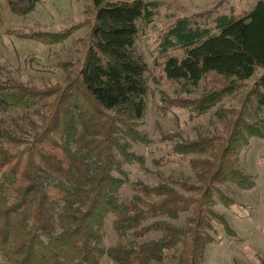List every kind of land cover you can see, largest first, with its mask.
<instances>
[{"label":"trees","instance_id":"obj_1","mask_svg":"<svg viewBox=\"0 0 264 264\" xmlns=\"http://www.w3.org/2000/svg\"><path fill=\"white\" fill-rule=\"evenodd\" d=\"M7 1L16 15L33 11L37 2ZM92 5L83 63L64 87L0 80V264H101L104 259L205 264L213 243L210 222L231 233L213 209L217 200L226 203L216 186L253 187L236 169L237 148L262 137L246 119L264 126L258 119L264 114V74L243 96L239 112H231L234 122L216 112L223 138L173 148L181 157L204 156L189 161L194 185L163 176L154 186L130 182L123 165H143V158L130 152L131 144L147 142L137 130L148 94L147 66L135 52L138 23L150 24L160 4L92 0ZM213 25L179 18L162 43L163 53L184 51L181 59L167 58L163 71L185 93L210 74L229 81L186 107L198 116L232 95L256 69L264 70V0L244 16H218ZM47 36L42 39L47 44L62 38ZM183 217L182 224L173 223ZM107 224L117 238L109 247L103 244Z\"/></svg>","mask_w":264,"mask_h":264},{"label":"rangeland","instance_id":"obj_2","mask_svg":"<svg viewBox=\"0 0 264 264\" xmlns=\"http://www.w3.org/2000/svg\"><path fill=\"white\" fill-rule=\"evenodd\" d=\"M147 1L160 4L150 24L138 23L135 42V52L147 66L146 109L137 128L147 142L131 144L130 148V152L143 158V165L124 164L123 171L130 182L140 181L149 186L158 184L160 176L194 185L189 161L204 156L181 157L172 152L173 148L183 143L215 142L223 138L224 125L216 112L228 114L227 118L234 122L236 116L231 112H239L243 96L264 70L256 69L254 76L241 82L232 95L225 96L207 114L198 116L186 107L229 85V81L210 74L197 88L185 93L180 85L168 80L163 71L167 58L181 59L184 51L176 47L163 53V38L179 18L192 19L201 26L213 28L216 17L244 16L260 0ZM94 15L92 0H37L34 10L25 15L12 13L8 1L0 0V80L11 78L38 89L54 85L64 87L67 78H75L83 63ZM47 35L62 38L55 44H47L42 41ZM258 119L264 120V114ZM246 121L247 126L255 128V125L260 129L262 137H250L244 145L238 146L236 169L253 187L241 189L232 183L216 186L226 203L217 200L213 209L224 218L231 233L216 221L210 222L214 229L210 234L213 243L206 249L205 264H264V126H257L249 117ZM128 193L125 188L123 195ZM183 221L184 217L173 223L182 224ZM116 241L107 224L104 246L109 247ZM101 264L111 263L104 259Z\"/></svg>","mask_w":264,"mask_h":264}]
</instances>
